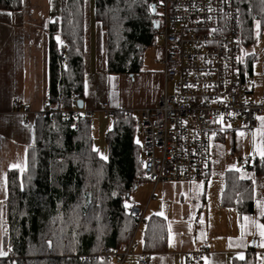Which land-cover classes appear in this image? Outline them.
<instances>
[{
    "label": "trees",
    "instance_id": "1",
    "mask_svg": "<svg viewBox=\"0 0 264 264\" xmlns=\"http://www.w3.org/2000/svg\"><path fill=\"white\" fill-rule=\"evenodd\" d=\"M158 0H93L94 18L107 34L109 74L134 77L144 66L148 49L160 36L154 27ZM242 51L264 34V0H236ZM86 0H61L60 18L48 26L50 83L47 105L54 111L73 107V95L84 99ZM22 0H0V9L19 11ZM66 46L60 50L59 46ZM62 53L67 59L63 64ZM255 57L245 56L253 74ZM107 135L109 157L95 149L92 128L60 114L40 115L33 128L23 172L8 173V197L3 208V248L0 264H114L107 252H123L134 235L137 218L126 211L127 196L142 174L137 121L124 111L113 114ZM31 125V124H30ZM264 176V160H255ZM223 204L238 214L254 213V186L236 171L226 175ZM264 220V218H263ZM143 252L168 249V226L151 216L143 225ZM232 264H258L254 247Z\"/></svg>",
    "mask_w": 264,
    "mask_h": 264
},
{
    "label": "crops",
    "instance_id": "2",
    "mask_svg": "<svg viewBox=\"0 0 264 264\" xmlns=\"http://www.w3.org/2000/svg\"><path fill=\"white\" fill-rule=\"evenodd\" d=\"M60 1L22 0L19 11L0 9V250L4 253L3 208L8 197V173L26 169L34 125L48 107V26L60 18ZM85 8L83 100L84 109L91 110L95 118L102 114L104 103L110 108L109 94L114 74L108 73L107 34L94 18L93 0H86ZM163 89L150 108L158 105ZM15 97L32 109L30 126L24 123L27 117L13 112ZM107 132L108 135L110 129ZM225 137L215 142L224 141ZM239 137L248 138L251 153L255 160L260 159L259 149L264 144V117L256 118L251 135ZM245 144L244 139L237 140L235 147L244 148ZM247 165L252 164L247 163L245 169ZM212 167L211 154V172L204 183L161 182L155 186L147 182L136 190L137 196L130 204L145 209L146 218H163L168 226V249L150 253L153 264H187L188 256L206 241H211L213 246L201 264H232L235 259H243L251 246L256 249L258 264H264V245L261 243H264V229H261L264 226V176L248 169V178H242L238 173L240 179L250 180L254 186V213L241 217L234 207L223 204L226 175L230 171H226L224 184L216 187L219 183L210 179ZM143 229L136 235L134 255L127 257L123 264L139 263L143 253ZM3 257L5 255H0Z\"/></svg>",
    "mask_w": 264,
    "mask_h": 264
},
{
    "label": "built area",
    "instance_id": "3",
    "mask_svg": "<svg viewBox=\"0 0 264 264\" xmlns=\"http://www.w3.org/2000/svg\"><path fill=\"white\" fill-rule=\"evenodd\" d=\"M156 6L165 86L158 105L141 112L142 174L137 184L204 183L211 172V142L227 134L251 135L256 118L264 117V96L256 94L255 77L245 68L236 0H158ZM61 61H67L64 53ZM72 97L71 109L47 107L41 115L60 114L73 121L74 129L81 124L93 128V112L79 109L76 95ZM12 110L27 117L24 123L30 126L32 109L19 97L13 99ZM101 113L108 118L114 112L104 103ZM246 169L256 172L255 165ZM126 211L137 218L134 236L123 252L106 253L114 264H123L135 252L136 235L146 222L145 209L129 203ZM212 246L206 241L188 256L187 264H201ZM138 264H153L152 255L143 252Z\"/></svg>",
    "mask_w": 264,
    "mask_h": 264
},
{
    "label": "rangeland",
    "instance_id": "4",
    "mask_svg": "<svg viewBox=\"0 0 264 264\" xmlns=\"http://www.w3.org/2000/svg\"><path fill=\"white\" fill-rule=\"evenodd\" d=\"M100 26L104 29L101 24ZM162 43L163 40L159 36L155 46L148 49L145 53L142 71L134 77L118 74H114L113 77H111L113 79L109 94L110 108L113 112H133V116L137 121L138 135L140 134L138 136V142L140 145L142 123L141 112L153 106L155 100L159 96L161 88L165 86L164 78H162V80L160 79V76L163 74L162 66L159 61ZM243 55H254L255 62L253 67V75L255 77V92L258 95L264 96V34L261 35L258 32L254 46L244 50ZM173 90L174 82H171L169 84L170 93H172ZM94 119L95 125L92 128L93 138L95 139L94 146L99 156L103 159L106 157L105 160H107L109 157L107 130L110 129L111 131L112 129L113 115L107 118L102 113L101 115H96ZM241 139H244L246 142L245 147L239 148L237 146L236 148L235 142ZM234 140L236 141L234 142ZM262 147H264V144ZM210 150L213 162L212 175L210 179L215 183H219L216 187H219L220 185L222 186L224 184L226 171H236L242 178L250 177V174L245 169V165L247 163L255 165V156L251 153V147L248 138L227 134L224 141H212L210 144ZM135 196H137V191L133 192L129 199V203L134 201ZM262 226L261 229H264ZM261 243L264 245L263 241H261ZM133 255L134 253L128 257Z\"/></svg>",
    "mask_w": 264,
    "mask_h": 264
},
{
    "label": "water",
    "instance_id": "5",
    "mask_svg": "<svg viewBox=\"0 0 264 264\" xmlns=\"http://www.w3.org/2000/svg\"><path fill=\"white\" fill-rule=\"evenodd\" d=\"M153 12H154V13H157V6H156V5L153 6ZM154 27H155L157 30L160 29V27H161V22H160L159 19H158L157 21H155V23H154ZM77 104H78V108H79V109H83V108H84V100H82V99H78V100H77ZM129 198H130V196L128 195V196H127V199H129Z\"/></svg>",
    "mask_w": 264,
    "mask_h": 264
},
{
    "label": "snow or ice",
    "instance_id": "6",
    "mask_svg": "<svg viewBox=\"0 0 264 264\" xmlns=\"http://www.w3.org/2000/svg\"><path fill=\"white\" fill-rule=\"evenodd\" d=\"M259 154H260L261 158L264 159V147H261L259 149ZM104 158L106 159V157H104ZM12 167H16V165H13ZM262 227H264V226H262ZM262 235H264V232H262ZM0 255H5V253L2 250H0Z\"/></svg>",
    "mask_w": 264,
    "mask_h": 264
},
{
    "label": "bare ground",
    "instance_id": "7",
    "mask_svg": "<svg viewBox=\"0 0 264 264\" xmlns=\"http://www.w3.org/2000/svg\"><path fill=\"white\" fill-rule=\"evenodd\" d=\"M160 20V19H159Z\"/></svg>",
    "mask_w": 264,
    "mask_h": 264
}]
</instances>
